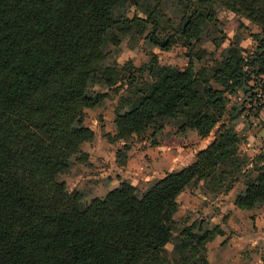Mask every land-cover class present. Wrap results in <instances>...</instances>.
I'll use <instances>...</instances> for the list:
<instances>
[{
	"label": "trees",
	"instance_id": "1",
	"mask_svg": "<svg viewBox=\"0 0 264 264\" xmlns=\"http://www.w3.org/2000/svg\"><path fill=\"white\" fill-rule=\"evenodd\" d=\"M221 9L258 26L256 50L230 43L197 67L205 51L195 52L196 44ZM134 25L139 31H130ZM129 34H145L162 50L181 42L189 61L161 64L153 53L138 67L108 62L110 43L119 47ZM223 41L213 37L219 48ZM263 78L264 0H177L171 7L162 0H0V264H208L207 244L224 231L195 223L178 229V197L202 181L228 191L242 177L235 204H264V153L253 157V174L240 151L241 113L236 104L229 109L230 95L249 94L259 79L264 88ZM119 82L118 140L167 125L201 138L217 128L215 137L195 161L144 190L121 181L84 202L60 175L74 160L86 161L82 146L96 136L84 123L86 110Z\"/></svg>",
	"mask_w": 264,
	"mask_h": 264
},
{
	"label": "rangeland",
	"instance_id": "2",
	"mask_svg": "<svg viewBox=\"0 0 264 264\" xmlns=\"http://www.w3.org/2000/svg\"><path fill=\"white\" fill-rule=\"evenodd\" d=\"M162 1L163 6L171 7V2L175 3L177 0H170L167 4H164L165 0ZM164 9L166 17L177 23L178 19L171 8ZM135 13L133 6L127 15L132 17ZM147 27L150 29L151 25ZM130 31H139V27L134 25ZM257 31L258 26L248 19L221 9L216 26L208 27L203 39L196 44L195 52L198 49L205 51L203 59L197 61L196 66L211 63L213 58L219 56L222 47L230 43L239 44L250 52L255 51L256 39L252 33ZM216 36L219 41L224 39L220 48L213 42V37ZM109 50L108 62L116 60L123 64L131 60L137 67L150 61L153 53L158 54L161 64L183 67L189 61V49L181 42L170 49L162 50L153 46L145 34H129L119 47L110 43ZM252 83L256 86L249 94L239 91L230 95L229 109L236 104L241 113L235 120L237 129L244 135L240 151L249 157L247 167L254 174L256 171L253 170L252 163L256 158L253 157L264 153V88L263 80L259 79V84L254 81ZM120 87L118 91L104 88L107 96L103 104L86 110L84 123L95 131L96 136L82 146V150L87 153L86 161L74 160L71 168L60 175V179L67 183L69 191H81L84 202H90L95 197H104L121 181L135 184L140 190L146 189L167 172L186 165L191 156L195 155L192 151L200 143L196 131L189 130L179 134L172 125H167L164 130L154 135L150 129L146 136L134 137L127 141L118 140L114 118L119 95L123 92V88ZM253 92L255 96L251 97ZM216 129L212 131L214 134ZM121 153L124 155L121 156ZM119 156L122 157L120 160ZM121 160H125L126 164L122 165ZM243 181L241 177L232 185L228 190V193L230 192L228 197L222 195L227 194L223 193L227 192L224 185L214 190L202 181L199 185L189 188L187 196L180 199L181 208L175 214L178 229L181 230L192 223L202 224L204 228L223 225L224 235H221L223 237L207 244L208 264H264V204L244 212L229 208L231 199L234 197L236 199L237 195L244 191ZM225 185H228V182ZM255 233H259L260 236L253 244L251 239ZM167 248L168 254L171 255L173 245L168 244Z\"/></svg>",
	"mask_w": 264,
	"mask_h": 264
},
{
	"label": "crops",
	"instance_id": "3",
	"mask_svg": "<svg viewBox=\"0 0 264 264\" xmlns=\"http://www.w3.org/2000/svg\"><path fill=\"white\" fill-rule=\"evenodd\" d=\"M191 131H193V130H191ZM195 131V130H194ZM197 132V131H196ZM198 134V133H197ZM214 137H215V134L212 132L207 138H201L199 135L197 136V139L198 140H200V143H199V145L197 146V148H195L192 152H195V155L193 154V156H191V159L189 160V162L186 164V165H184V166H181V167H178V169H176V170H179V169H181V168H183V167H185V166H187L188 164H190V163H192L193 161H195V159H196V155H197V153L200 151V150H202V149H204V148H206L213 140H214ZM170 172V171H169ZM188 189L189 188H187L186 190H184L180 195H179V197H178V200H179V202H180V208H181V201L182 200H180V199H182L184 196H187V192H188ZM223 193H227V194H222L223 196H229L230 195V192L228 193V191L227 192H223ZM222 199H223V197H222ZM235 197H234V199H231V206L229 207L230 208V210H239V211H241V212H244V211H247V209H242V208H239L236 204H235ZM227 207V206H226ZM180 210V209H179ZM221 228H222V230L224 229L223 228V225L221 226ZM260 233V232H259ZM259 233H255L254 235H252L253 237H252V242H253V244L254 243H256V241H255V239H257V237H259L260 235H259ZM222 234H219V235H217L214 239L215 240H220V237H223V236H221ZM224 235V234H223ZM213 239V240H214ZM224 240H225V238H224ZM223 242V241H222ZM250 242V241H249ZM261 263H262V261H261ZM253 264V263H252Z\"/></svg>",
	"mask_w": 264,
	"mask_h": 264
},
{
	"label": "built area",
	"instance_id": "4",
	"mask_svg": "<svg viewBox=\"0 0 264 264\" xmlns=\"http://www.w3.org/2000/svg\"><path fill=\"white\" fill-rule=\"evenodd\" d=\"M259 125V123L257 124V126Z\"/></svg>",
	"mask_w": 264,
	"mask_h": 264
}]
</instances>
